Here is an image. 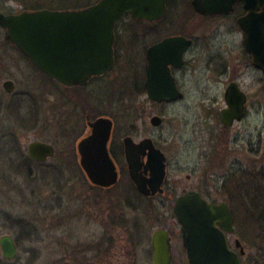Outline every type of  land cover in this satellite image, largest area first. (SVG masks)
Returning a JSON list of instances; mask_svg holds the SVG:
<instances>
[{"label":"flooded vegetation","instance_id":"1","mask_svg":"<svg viewBox=\"0 0 264 264\" xmlns=\"http://www.w3.org/2000/svg\"><path fill=\"white\" fill-rule=\"evenodd\" d=\"M208 2L158 0L151 19L137 20L131 14L124 15L113 32L112 69L83 85L68 87L46 72L48 64L41 48L30 50L36 60L25 55L2 25L3 20L25 13L60 11V0H0V131L7 129L3 123L8 125L11 146L10 152L6 145L0 151L4 150L6 157L13 154L15 161L16 157L26 156L30 162L45 165L58 156V150L45 138L37 134L32 137L31 133L39 131V123L49 115L59 127L60 118L68 120L64 132L68 137L74 136V145L72 150H66V156L76 160L78 171L85 176L87 196L101 193L106 202L103 208L97 206L99 213L94 206H85L87 209L83 211L105 229L104 235L91 245V264H108L111 253L116 250L120 252L115 259L119 264H155L152 237L158 230L166 231L170 239L171 264H189L183 227L174 209L178 200L191 192L198 193L208 204L228 206L234 220L233 232L226 233L228 245L232 251L240 253L241 248L236 245V241H240L246 252L242 263L251 264V259L247 262L246 245L235 238L238 230L234 207L258 201L257 196L253 200L250 197L252 172L258 167L264 170V69L255 64L247 37L248 34L253 36L256 47L262 36L258 39L256 17L251 16L243 1L222 8L223 12L219 13H209ZM259 12L262 14L263 9ZM33 81L39 90L32 86L30 89L39 93L40 100L29 103L32 92L28 95L25 86L28 88L27 82ZM19 88L25 92L26 107L12 102L20 93ZM48 89L58 96L62 91L60 103L52 104L42 98L48 94ZM68 105L70 110L66 112ZM193 110L201 111V117L194 121ZM7 117L11 120L7 121ZM99 119L113 123L107 147L117 167L119 181L109 188L92 184L80 159L79 145L92 134L91 126ZM72 120L76 125L66 128ZM14 124L18 127L13 128ZM19 130L26 134H13ZM29 133L32 138L25 145L24 138ZM126 140L136 145L146 143L164 155L166 175L162 192L146 195L131 180L125 157ZM34 142L52 145L56 150L54 157L43 163L34 161L29 154ZM150 152L147 148L141 155L144 166L150 160ZM183 153L187 156L185 166L177 160ZM15 161H11L12 164L18 163ZM14 168L23 169L24 164ZM184 170H189L185 176ZM150 174L149 171L145 176L150 179ZM123 178L128 179L130 194L119 193L122 199L116 201L108 199L116 187H121ZM59 190L60 187L53 190L50 204L44 205L40 190L29 188L30 203L38 202V207H33L34 212L45 217L56 213L60 217ZM117 201H122L131 211H142L146 204L169 206L172 212L166 216L160 213L148 216L158 223V228L151 237V245L145 246L140 241L146 223L140 218L143 214L132 219L123 207L118 213L116 208L121 204ZM153 211L155 213L154 208ZM79 216L72 213L71 218ZM120 241L123 243L118 246ZM17 254L13 260L2 256V264H18Z\"/></svg>","mask_w":264,"mask_h":264},{"label":"water","instance_id":"2","mask_svg":"<svg viewBox=\"0 0 264 264\" xmlns=\"http://www.w3.org/2000/svg\"><path fill=\"white\" fill-rule=\"evenodd\" d=\"M243 1L256 17V31L260 44L254 47L248 34V44L255 64L264 69V0H209V13L223 12L222 8ZM158 0H100L96 4L80 10L43 11L25 13L15 19L2 22L12 38L25 55H32L31 48H41L45 67L52 79L66 86L83 85L92 77L109 72L114 63V28L124 15L131 14L134 19H151ZM263 9L262 14L259 12ZM10 23H13L11 26ZM250 30V29H247ZM33 32V35L29 34ZM255 31V30H254ZM260 46V48H258ZM112 121L99 119L92 124V134L80 145L82 168L87 179L94 185L109 188L119 181V173L112 160L108 144L113 128ZM134 144L126 140V159L129 177L144 194L162 192L166 175L165 157L153 146ZM149 148V162L144 166L142 156ZM55 148L47 143L34 142L29 148L30 157L37 162H46L54 157ZM151 172L150 179L145 176ZM193 203H189V202ZM174 213L183 227L184 245L187 248L189 264H242L245 250L238 254L229 247L226 233L233 232V217L227 205L208 204L198 193L191 192L180 198ZM155 264H171L170 239L166 231L158 230L152 237ZM11 235L0 238L3 257L13 260L17 245Z\"/></svg>","mask_w":264,"mask_h":264},{"label":"rangeland","instance_id":"3","mask_svg":"<svg viewBox=\"0 0 264 264\" xmlns=\"http://www.w3.org/2000/svg\"><path fill=\"white\" fill-rule=\"evenodd\" d=\"M97 1L60 0V11L77 9L82 5L85 6V4L90 6ZM45 82L56 88L49 81ZM27 85L28 88L25 86V91L28 92V95L32 92L30 86L35 87L37 91L39 90L35 81L33 83L27 82ZM19 90L20 93L16 94L12 102H20L24 106V103H26L25 92L20 88ZM61 92L60 96H63L64 94L62 93V95ZM56 94L53 90L48 89V94H45L42 98L52 104L60 103V96ZM65 97H67V94ZM39 98V93L32 92L29 103L40 100ZM65 108L66 112L70 110L69 105ZM192 113L193 121L201 117L200 110H193ZM50 118L49 115L48 118L42 120L38 126L39 131H34L31 135L34 137L37 134L39 138H45L44 140H48V142L55 145L59 153L56 158L49 160L45 165H40L30 162L26 156L16 157L18 160L15 161L13 154L6 157V152L4 150L0 151V238L4 234H9L16 239L19 246L18 264H91L93 257L91 245L104 235L105 229L100 223L90 219L83 211L87 209L85 206H94L96 210L98 209L97 206L103 208L106 202L102 199L103 195L101 193L94 192L87 196L88 188L85 185L87 181L85 176L78 171L76 160L72 159V156H66V150H72L74 145L72 142L74 136L68 137L64 132V126L68 120L61 121L60 118L59 127L57 121H51ZM120 119L121 117L118 118L119 123ZM73 125H76V121L72 120L66 125V128L70 129L74 127ZM3 127L7 128V132L0 131V148H5L6 145L10 152V141L8 142L10 129L8 130V125L5 123H3ZM17 127L15 124L13 125V128ZM21 133L25 135L26 131L19 130L13 134L20 135ZM77 134L79 133L77 132ZM29 136L30 133L24 138L26 139L25 145L32 138H29ZM185 155L179 156L177 159L182 166H185L187 160ZM11 161L18 163L14 165ZM22 163L24 164L23 169L14 168V166L16 167ZM255 171L252 172L254 178L250 188V197L253 200L257 196L258 201L255 204L251 201L252 204L234 207L237 212L236 224L238 230L235 238H239L246 245L248 250L247 262L251 259V264H264V243H262V238L259 237L258 233L264 228V170H262V167H258ZM187 173H189V170L187 172L184 170L183 176ZM127 180L123 178L121 187L119 189V186L116 187V191L109 195L108 199L116 201L122 199L119 193L130 194ZM59 187L60 217L56 213H53V215L50 213V216L46 214L48 216L45 217L41 213L34 212L33 207H38V202L30 203L31 198L28 195V189H39L42 200L44 199L41 203L47 205L50 204L49 196L51 192ZM117 203L121 204V207L116 208L118 213L122 212L123 207L126 214L132 219H137V215L140 213L143 214V217L140 216V218H143L146 223L142 228V231H144L140 241L145 246L151 245V237L158 228V223L151 221L148 216L158 213L166 216L167 213L172 212V207L169 206L152 205V207L150 205L146 206V204L141 209L142 211H131L125 208L122 201H117ZM72 213H77L80 216L72 219ZM96 213H99V211L97 210ZM161 223H163V220ZM122 243L120 241L117 245L120 246ZM118 256H120L119 250L113 251L108 264H119L115 261ZM2 261V256H0V264H2Z\"/></svg>","mask_w":264,"mask_h":264},{"label":"trees","instance_id":"4","mask_svg":"<svg viewBox=\"0 0 264 264\" xmlns=\"http://www.w3.org/2000/svg\"><path fill=\"white\" fill-rule=\"evenodd\" d=\"M87 6H89V5L88 4L87 5L85 4V6L82 5L80 7H87ZM258 233H259V237L262 238V243H264V228L261 229Z\"/></svg>","mask_w":264,"mask_h":264}]
</instances>
